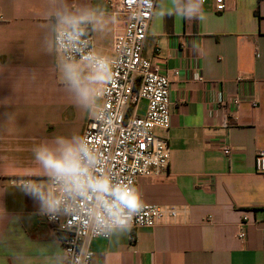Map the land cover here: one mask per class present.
I'll return each instance as SVG.
<instances>
[{"label": "crops", "instance_id": "obj_1", "mask_svg": "<svg viewBox=\"0 0 264 264\" xmlns=\"http://www.w3.org/2000/svg\"><path fill=\"white\" fill-rule=\"evenodd\" d=\"M70 3H101L117 17L107 34L91 32L96 51L113 57L126 15L113 13L108 0ZM162 10L171 12L172 0H156L143 54L170 78V124L155 129L168 139L170 161L134 187L142 203L177 214L118 238L91 239L92 264H264V173L254 162L264 149V0H203L204 19L194 21ZM46 25L45 0H0V264H13L19 250L39 264L40 246L58 237L16 187L20 178L45 179L32 148L52 136L82 135L92 118L66 97L55 54L41 51ZM145 107L142 100L138 113ZM57 264L68 261L61 256Z\"/></svg>", "mask_w": 264, "mask_h": 264}, {"label": "clouds", "instance_id": "obj_2", "mask_svg": "<svg viewBox=\"0 0 264 264\" xmlns=\"http://www.w3.org/2000/svg\"><path fill=\"white\" fill-rule=\"evenodd\" d=\"M202 5L203 0H172V11L162 10L159 14L202 20ZM45 16L47 25L40 37L41 51L55 54V70L72 105L96 118L100 115L96 101L105 95L106 86L113 80V62L111 57L99 54L94 46L85 51L92 41L84 37L89 31L107 34L118 19L101 3L73 7L70 0H45ZM111 120L104 113L101 121L108 128ZM32 153L45 179L20 178L16 187L37 203L39 215L50 221L72 217L78 222L77 231L81 235L99 233L109 240L130 230L133 218L142 208L139 190L131 183L114 181L101 154L86 137L78 132L52 136L35 145ZM81 206L87 208L84 213H80ZM53 249L54 252L41 260L43 253ZM61 256L68 264H88L90 259L82 245L79 252L64 249L61 237L39 248V264H57ZM12 259L13 264H37L23 250L15 252Z\"/></svg>", "mask_w": 264, "mask_h": 264}, {"label": "built area", "instance_id": "obj_3", "mask_svg": "<svg viewBox=\"0 0 264 264\" xmlns=\"http://www.w3.org/2000/svg\"><path fill=\"white\" fill-rule=\"evenodd\" d=\"M108 4L113 13L126 15V21L122 31L114 36L113 80L106 86L105 95L101 96L100 115L87 121L82 136L101 154L114 181L135 185L139 176L160 175L169 167L168 139L158 135L155 129L167 130L170 124V78L143 54L156 0H108ZM224 8L223 3L217 5V9ZM84 38L92 41L85 51L95 47L91 31ZM194 79H202L198 71L194 73ZM142 100L146 101V107L144 113L139 114L138 105ZM253 105L257 103L253 102ZM104 113L112 117L108 128L101 121ZM222 150L225 155L231 152L227 144ZM254 162L255 170L264 173V149L255 152ZM86 210L85 206L80 207V213ZM176 214L174 207L142 203L131 228L153 227ZM45 219L62 238L64 249L79 252L82 245L90 254L88 264H92L90 240L102 235H81L77 231L78 222L72 217L60 221H50L46 216ZM244 225L243 222L237 232L240 240L246 238Z\"/></svg>", "mask_w": 264, "mask_h": 264}]
</instances>
